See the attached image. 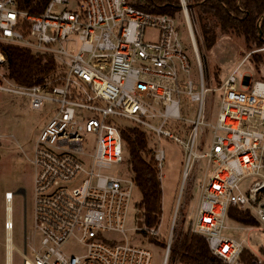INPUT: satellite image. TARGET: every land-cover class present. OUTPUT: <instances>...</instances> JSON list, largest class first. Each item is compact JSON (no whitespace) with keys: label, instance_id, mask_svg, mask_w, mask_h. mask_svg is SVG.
<instances>
[{"label":"built area","instance_id":"built-area-1","mask_svg":"<svg viewBox=\"0 0 264 264\" xmlns=\"http://www.w3.org/2000/svg\"><path fill=\"white\" fill-rule=\"evenodd\" d=\"M72 3L75 11H58ZM180 5L191 52L177 14L144 12L130 0H50L39 14L21 10L18 0H0V92L27 99L34 111L53 106L32 157L25 154L34 197L24 250L12 243L16 192L4 194L5 264H14V252L22 264H152V251L130 241V231L164 244L162 264H168L190 184V231L223 263L245 264V241L223 232L237 211L264 226V81L241 71L247 57L217 87L210 84L187 0ZM149 31L158 33L156 40L145 41ZM75 39L80 46L69 51L65 43ZM4 46L52 57L57 70L43 84L18 85L9 77ZM184 100L197 105L195 120L182 116ZM125 125L149 136L160 182L166 156L159 142L166 137L183 147L181 190L167 241L158 240L161 223L128 228L137 188L133 175L122 172ZM115 167L116 175L106 173ZM72 243L82 252H66Z\"/></svg>","mask_w":264,"mask_h":264},{"label":"rangeland","instance_id":"rangeland-1","mask_svg":"<svg viewBox=\"0 0 264 264\" xmlns=\"http://www.w3.org/2000/svg\"><path fill=\"white\" fill-rule=\"evenodd\" d=\"M75 11L76 4L61 5L58 11ZM176 23L181 32L183 43L186 45L189 52H191L190 41L187 34L184 17L182 14H177ZM195 32L198 42V48L203 45L198 26L195 25ZM158 33L156 31H149L145 36V41H154L157 39ZM80 43L75 39L65 43V47L70 51H77ZM202 48V47H201ZM263 48V47H262ZM262 48H252L249 50L243 38L230 35L221 37L216 46L207 51L203 47L199 48L202 66L204 69L205 79L214 86L224 81L247 57L241 71L249 75L255 81H264V62L256 65L252 58L256 55L264 57V52L260 51ZM194 75L198 79L197 69L194 66ZM221 93L215 94V99L219 100ZM52 105H47L42 111H34L30 108L29 101L24 98L15 97L3 92H0V264H5V192H16L19 188H24L27 193V212L26 221L27 229L32 230L33 226V168L28 163L25 154L32 157L33 147L35 145L36 137L40 130L48 122L51 115L49 114ZM182 116L187 120H195L197 116V105L190 101L184 100L182 103ZM124 124H129L123 122ZM189 126L184 127L187 129ZM182 140H186V134H177ZM90 148L95 144V137L90 136ZM202 140L199 132L198 142ZM160 147L164 150L166 162L164 167V178L162 179V199H161V224L158 231V240L167 241L169 237L170 226L176 210L177 201L179 198L182 173L184 169L185 155L181 144L169 139L162 138L159 142ZM117 168L106 172L108 174L116 175ZM124 175H130L128 165L122 168ZM141 193L136 190L133 195V203L128 214V228H143V219L138 210V204L141 202ZM194 210L193 185L190 184L187 188L181 207V217L175 233L174 242L180 234L184 235L188 232L193 234L189 227L188 221L190 215ZM14 225L15 229L12 235L13 245L19 249L24 250V198L16 195L13 203ZM226 229L223 234L225 236L235 238L237 240L245 241L247 245V252H251L262 258L264 264V226L250 227L242 225L234 220L226 222ZM127 237L136 244H143L149 248L153 254L152 264H162L164 255V244L158 243L154 239H146L144 235L136 234L133 231L127 233ZM124 240V237H120ZM174 245V244H173ZM68 253L79 254L82 248L72 243L65 247ZM245 255V254H244ZM14 264H22L21 257L14 252ZM245 263V262H244ZM168 264H181L178 260L173 259L172 254ZM247 264V263H245ZM251 264H260L256 259Z\"/></svg>","mask_w":264,"mask_h":264},{"label":"trees","instance_id":"trees-1","mask_svg":"<svg viewBox=\"0 0 264 264\" xmlns=\"http://www.w3.org/2000/svg\"><path fill=\"white\" fill-rule=\"evenodd\" d=\"M21 10L33 14L41 13L50 0H18ZM137 9L157 14L175 16L181 11L180 0H130ZM191 18L200 30L205 50L211 51L221 37L235 35L244 39L249 50L264 47V0H187ZM202 47V48H201ZM9 77L18 85L32 87L43 84L57 70L52 57L34 56L30 51L4 46ZM256 65L264 57L252 58ZM126 143L127 165L134 177L142 200L138 204L143 224L154 228L161 223L162 186L158 179L152 156L149 136L138 128L125 125L122 131ZM231 218L245 226L259 227L249 213L232 212ZM172 257L181 264H225L215 257L207 241L190 232L180 234L172 247ZM255 256L245 252L243 261L254 262Z\"/></svg>","mask_w":264,"mask_h":264},{"label":"water","instance_id":"water-1","mask_svg":"<svg viewBox=\"0 0 264 264\" xmlns=\"http://www.w3.org/2000/svg\"><path fill=\"white\" fill-rule=\"evenodd\" d=\"M0 160H1V155H0ZM16 195H20L24 198V214H25V223H24V247L26 244V234H27V221H26V212H27V193L24 188H19L16 193Z\"/></svg>","mask_w":264,"mask_h":264},{"label":"crops","instance_id":"crops-1","mask_svg":"<svg viewBox=\"0 0 264 264\" xmlns=\"http://www.w3.org/2000/svg\"><path fill=\"white\" fill-rule=\"evenodd\" d=\"M262 251L264 252V250H262ZM254 256L256 257V259L259 261L260 264L263 263L262 258H260L259 256L255 255V254H254Z\"/></svg>","mask_w":264,"mask_h":264}]
</instances>
